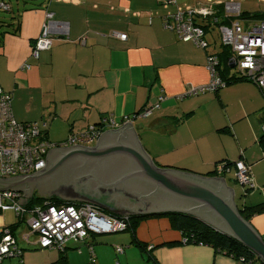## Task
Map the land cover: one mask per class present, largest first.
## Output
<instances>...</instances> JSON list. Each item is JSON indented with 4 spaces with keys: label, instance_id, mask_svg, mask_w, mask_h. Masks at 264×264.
I'll use <instances>...</instances> for the list:
<instances>
[{
    "label": "crops",
    "instance_id": "crops-1",
    "mask_svg": "<svg viewBox=\"0 0 264 264\" xmlns=\"http://www.w3.org/2000/svg\"><path fill=\"white\" fill-rule=\"evenodd\" d=\"M222 1L0 0L9 10L0 9L10 12L8 17L0 14V84L12 94L14 118L44 121L46 139L56 144L95 125L102 114L111 115L120 123L115 130L130 122L159 167L221 177L237 205L257 206L264 202L263 93L249 79L231 80L235 71L227 49L221 41L216 49V38L207 35L217 28L213 21L194 15L204 28L206 47L183 41L163 26L172 13ZM47 13L66 31L54 35L51 47L36 58L31 51ZM240 19L248 25L264 16ZM119 33L126 39H119ZM211 53L218 54V72L227 80L217 90L202 89L210 81ZM98 138L88 144L94 146ZM236 160L250 166L253 189L236 180ZM247 220L264 240V209ZM13 225L22 254L12 264H55L61 251L37 248L35 233L31 244L25 243V231L18 233V223ZM125 232L129 234L119 239L112 233L93 238L96 264H113L117 258L120 264H262L257 258L247 263L211 245L179 243L180 233L166 217L141 220L133 233ZM134 239L159 244L150 251L153 260H147ZM114 244L125 245L122 254L116 255ZM62 252L68 264L89 263L85 243L68 241Z\"/></svg>",
    "mask_w": 264,
    "mask_h": 264
},
{
    "label": "built area",
    "instance_id": "built-area-1",
    "mask_svg": "<svg viewBox=\"0 0 264 264\" xmlns=\"http://www.w3.org/2000/svg\"><path fill=\"white\" fill-rule=\"evenodd\" d=\"M163 1L176 2V0ZM222 4L224 13L233 17L227 24L223 23L219 26L221 44L229 54L228 62L233 64L235 77L253 81L264 95V19L242 25L238 21V15L241 12L239 3L235 0H223ZM0 8L9 10V5L1 2ZM212 8V5H205L202 9L177 11L164 18L163 26L174 31L183 41H191L196 46L206 47L204 28L196 22L194 15L198 13L207 17L213 13ZM65 31V25L53 21L52 14L47 13L31 54L37 58L40 50L51 47L54 35L63 34ZM117 37L125 40L126 34L119 33ZM218 65V54H209L207 68L210 72V81L202 89L217 90L225 86L227 80L220 76ZM11 98V92L4 90L0 84L1 178L37 172L44 168L48 150L75 144L86 145L91 140L97 139L105 130L117 128L120 124L111 115H105L98 124L88 125L83 131L72 133L65 141L54 144L46 139L47 124L44 121H17L14 118ZM158 99L162 100L163 96H159ZM147 112L148 110L145 109L142 114L145 115ZM262 133L264 135V122ZM234 168L236 180L246 189H253L250 166L243 160H236ZM25 202L22 201L20 192L11 189L0 191V211L11 207L19 221L25 220L28 225L29 231L24 232L21 238L29 242L31 233H35L36 241L41 249L63 250L66 242L82 241L92 233L122 231L129 221L128 215L121 219L112 217L104 213L97 205L88 202L79 205H57L46 201L34 207H26ZM192 238V235L184 237L181 242L195 243ZM116 251L121 252V248L116 247ZM21 254L22 248L15 237L14 225H2L0 227V264H12L11 260Z\"/></svg>",
    "mask_w": 264,
    "mask_h": 264
},
{
    "label": "water",
    "instance_id": "water-1",
    "mask_svg": "<svg viewBox=\"0 0 264 264\" xmlns=\"http://www.w3.org/2000/svg\"><path fill=\"white\" fill-rule=\"evenodd\" d=\"M54 149H64V155L57 162L34 173L0 177V191L11 189L20 192L22 201L31 198L35 188L39 189L38 195L56 192L69 199L81 193L80 186H87L98 196L82 203H92L109 212L105 207L115 208L120 210L118 214L128 216L174 212L192 215L235 239L264 263V240L240 213L233 190L226 186L225 180L159 167L140 145L130 122L116 130H105L94 146L75 144ZM77 155L93 160L101 156L114 157L107 167H95L101 170L96 178H89V174L87 178L83 177L85 181L49 177L57 169L59 161Z\"/></svg>",
    "mask_w": 264,
    "mask_h": 264
},
{
    "label": "trees",
    "instance_id": "trees-1",
    "mask_svg": "<svg viewBox=\"0 0 264 264\" xmlns=\"http://www.w3.org/2000/svg\"><path fill=\"white\" fill-rule=\"evenodd\" d=\"M212 10L213 13L211 15H208L207 18L209 20H215L214 23L217 25L218 30H219V26L223 23H227L228 21H230L231 18H229L230 15H226L224 13V9H223V4H218V5H212ZM260 16H264V13H262L261 11H252V12H248V11H241L240 14L238 15V18H256V17H260ZM237 79H244V78H239V77H235L232 78L231 80H237ZM230 80V81H231ZM105 115L102 114L100 116V119L98 120V122L96 124H98L100 122V120L104 117ZM95 124V125H96ZM235 162V161H234ZM234 162L232 163L234 165ZM227 166V164L225 165V167ZM50 202L53 204H57V205H61V204H74V205H79L82 204V202H74V201H67L65 199H62L58 196H52V197H47V196H42V195H38L36 193H34L31 198H29L25 203L26 207H34L37 204H43L44 202ZM239 211L240 213L246 218L248 219V217L254 213L260 212L261 210L264 209V202L258 204L257 206H253V207H247L244 203L240 206L238 205ZM249 208H252L249 210V212L247 213V210ZM101 209V208H100ZM104 213L111 215L112 217H117V218H124L125 215L123 214H113L109 211L103 210L101 209ZM158 217H166L169 219L170 224L173 228L177 229L180 233V237H179V243L181 242V239L184 237H189L190 235H192V239L195 240L194 244H207V245H211L214 248H217V250L219 251H224L226 252L228 255L233 256L234 258H238L241 257L243 258L247 263H251L253 260L256 259V256L254 253L250 252L245 246H243L242 244H240L238 241H236L235 239L227 236L226 234L216 230L215 228H213L212 226L208 225L207 223L199 220L196 217H193L191 215L188 214H183V213H158V214H144V215H132L129 216V221H127V225L124 228V230L122 231H116V232H111V233H119V232H124V231H130V232H134L137 223L141 220H145L148 218H158ZM110 233V232H109ZM97 234L92 233L90 234L88 237H86L84 240L80 241L82 243H85L89 253H90V260L88 264H96L95 263V256H94V251H93V246L96 243L95 241H93V238L96 236ZM134 236V235H133ZM92 238V239H91ZM135 244L136 246H138V248L144 250L147 254V260H153V257L151 256L150 251H152V249L158 245H148L145 243H142L141 241L135 240ZM191 241V239H190ZM25 243L31 244V240L29 239L28 241H24ZM79 242V241H78ZM174 241H172L171 243H173ZM37 245V241L35 242ZM189 243V242H187ZM187 243H182V244H187ZM191 243V242H190ZM170 244V242H169ZM114 251L116 253V255H120L123 253L124 249H125V245L122 244H114ZM116 247H120L121 248V252H117L116 251ZM37 248L41 249L39 247V245L37 246ZM44 249H49V248H44ZM53 249V248H50ZM59 250V249H57ZM64 250V249H63ZM63 250H59L61 251L60 256L57 258V260L54 261L55 264H68L67 261V257L66 255L62 252ZM80 250V249H78ZM93 254V255H92ZM17 259L19 262L20 260V256L14 258ZM13 260V259H12ZM118 263L120 264V261L117 259L114 260V263ZM264 264V263H262Z\"/></svg>",
    "mask_w": 264,
    "mask_h": 264
},
{
    "label": "flooded vegetation",
    "instance_id": "flooded-vegetation-1",
    "mask_svg": "<svg viewBox=\"0 0 264 264\" xmlns=\"http://www.w3.org/2000/svg\"><path fill=\"white\" fill-rule=\"evenodd\" d=\"M70 146H75V145H70ZM65 147H69V146H65ZM63 150L64 149H61V150L54 149V148L51 149L47 155L46 164H45L44 169L50 167L54 162H57L59 160V157L62 158V156L64 155ZM112 157L114 156H101L93 160L92 158L82 156V155L70 156L62 161H59L57 169L49 177L50 178H60V177L64 178L65 177L66 179L72 178L73 179L72 181H74V179L75 181H85L83 177L87 178V175L89 174L88 175L89 178H96L99 176V174H101V170L95 169V167H98L99 165H103L104 167L107 164H111L110 161H112L111 159ZM80 187L82 189V190L79 189L81 193H78L77 197L75 198L67 199V201L83 202L84 200L96 199L94 197L98 196V193L94 192L92 189L88 188L87 186L86 187L80 186ZM38 192H39V189L35 188L34 193H38ZM42 196L52 197L56 195L54 193L52 194L51 192H46V194H43ZM103 200L105 201V198H103ZM105 208L107 210H110V212L113 214H118L120 212V210L115 209V208H110V207L109 208L105 207Z\"/></svg>",
    "mask_w": 264,
    "mask_h": 264
},
{
    "label": "rangeland",
    "instance_id": "rangeland-1",
    "mask_svg": "<svg viewBox=\"0 0 264 264\" xmlns=\"http://www.w3.org/2000/svg\"><path fill=\"white\" fill-rule=\"evenodd\" d=\"M235 1L240 4L242 10H247L248 12H250V11L251 12L252 11H257V10H261V11L264 10V0H235ZM1 13H3L5 16L8 17L10 12L9 11H2L0 9V14ZM238 21L242 25L245 24L243 19H238ZM217 30H218V27L215 28L212 33L211 32H207V35L210 38L213 37V36L216 38V44H217L216 45V49L219 48V44L218 43L220 42V36L218 35V32H216ZM94 143L95 142H93L92 144H94ZM86 146H91V145L88 144ZM53 193L56 196H58V197H60L62 199H65V198L59 196L56 192H52V194ZM45 194H46V192H45ZM240 198L241 197H240V194H239V196L236 198L237 201H239V204L243 203V201H240ZM65 200H67V199H65ZM37 205L40 206V205H42V203L41 204H37ZM0 222L2 224H5V225L6 224H15L17 222L18 223V226H17L16 231L18 233L23 232V231L26 232V230L27 231L29 230L26 221L25 220L19 221L18 216L15 214L14 210L11 207H6L5 209H3V210L0 211ZM127 234H129V233L124 231V232H121V233H112V234H110V236H114L115 237V236L118 235L117 238L119 239L120 237H124ZM117 242H120V241H117ZM12 263H13V261H12Z\"/></svg>",
    "mask_w": 264,
    "mask_h": 264
},
{
    "label": "bare ground",
    "instance_id": "bare-ground-1",
    "mask_svg": "<svg viewBox=\"0 0 264 264\" xmlns=\"http://www.w3.org/2000/svg\"><path fill=\"white\" fill-rule=\"evenodd\" d=\"M27 201V200H26Z\"/></svg>",
    "mask_w": 264,
    "mask_h": 264
}]
</instances>
